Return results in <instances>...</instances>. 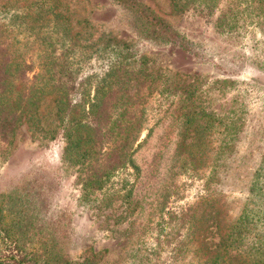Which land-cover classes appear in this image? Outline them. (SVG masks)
<instances>
[{
  "label": "rangeland",
  "instance_id": "374dc122",
  "mask_svg": "<svg viewBox=\"0 0 264 264\" xmlns=\"http://www.w3.org/2000/svg\"><path fill=\"white\" fill-rule=\"evenodd\" d=\"M139 1L183 36L191 50L141 37L134 12L116 0H58L70 35L61 37L62 31L53 30L51 15L36 35H15L29 45L33 42L35 52L45 33L66 44L76 35L87 48L76 46L74 61L83 74L98 76L103 62L91 44L100 36L127 42L136 57L135 65L145 55L150 69L177 73L185 82L197 85L193 109L236 114L241 122L237 150L216 184L217 191L207 197L208 165L188 175L172 157L176 136L182 133L184 111L177 98L172 105L174 121L168 111L153 118L161 117L157 124L150 120L152 134L134 155L141 174L132 187L123 189L127 193L131 188L130 197L114 198L103 208L81 201L78 165L63 158L65 140L33 137L23 119L7 151L0 150V218L15 240L4 245L0 241V254L36 252L38 262L48 259L46 264H204V256L194 254V243L188 244L185 256L172 258L178 241L188 233L187 224L219 205L228 231L247 202L248 183L256 170L261 171L264 186V14L256 22L240 21L219 32L215 15L191 7L177 10L172 0ZM254 6L256 9L258 3ZM215 79L232 82L224 90L210 89ZM145 135L143 131L141 136ZM211 136L223 135L216 132ZM158 151L160 161L154 168L151 160ZM181 209L188 212L185 225L178 216ZM261 219L264 221V205ZM3 234L0 230V236Z\"/></svg>",
  "mask_w": 264,
  "mask_h": 264
},
{
  "label": "trees",
  "instance_id": "16d2710c",
  "mask_svg": "<svg viewBox=\"0 0 264 264\" xmlns=\"http://www.w3.org/2000/svg\"><path fill=\"white\" fill-rule=\"evenodd\" d=\"M116 1L134 12L141 37L191 50V44L144 3ZM172 2L177 10L191 7L206 15H215L219 32L231 29L240 21L256 22L255 19L264 14V0ZM255 3H258V12ZM57 4L58 0H0V150L7 151L23 119L33 137L63 138V158L78 165L81 201L103 208L114 198L130 197L131 188L127 193L123 189L132 187L141 174L134 155L152 134L150 120L168 111L174 121L172 105L177 98L184 111L182 133L176 136L172 157L179 160V168L188 175L202 165L209 166L204 186L207 197L211 198L236 153L240 118L229 114L230 111L218 115L214 111L193 109L199 90L197 85L185 82L177 73L150 69V59L145 55H140L139 64L135 65L136 57L127 42L100 36L91 44L90 48L103 62V72L98 76L83 74L74 61L75 47L87 48L76 35L66 44L59 38L51 40L49 33H45L37 52L33 42L29 45L28 41L16 37L15 34L21 32L36 35L50 15L55 20L53 30L62 31L61 37L70 35V26ZM231 82L215 79L209 88L224 90ZM150 111L154 116H149ZM160 119H153L154 124ZM143 131H146L144 137L141 136ZM191 132L193 135L189 136ZM216 132L223 136H211ZM40 133L44 136H37ZM159 154L156 152L151 160L154 168L159 164ZM260 172L256 170L249 180L247 202L231 220L228 231L221 207L211 208L204 216L187 224L189 234L178 241L172 258L185 256L188 244L194 243V254L201 253L204 264H264V221L261 219L264 186L260 183ZM194 212L195 209L190 215ZM187 215L185 209L178 214L184 225ZM0 230L4 233L0 236L2 245L15 242L1 218ZM39 258L36 252L18 256L0 254V264L48 263V259L39 263Z\"/></svg>",
  "mask_w": 264,
  "mask_h": 264
}]
</instances>
